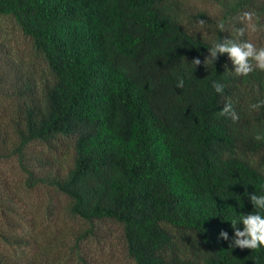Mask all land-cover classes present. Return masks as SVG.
<instances>
[{"label": "trees", "instance_id": "obj_1", "mask_svg": "<svg viewBox=\"0 0 264 264\" xmlns=\"http://www.w3.org/2000/svg\"><path fill=\"white\" fill-rule=\"evenodd\" d=\"M206 1L219 13L194 14L202 32L186 0H0L28 41H0V162L14 159L23 190L66 199L79 227L56 230L76 264H90L83 243L115 244L106 224L132 264H264V247L231 246L258 211L250 197L264 196V104L250 107L264 101V71L237 75L227 53L204 64L226 40L264 48V0ZM229 102L236 121L221 115ZM33 225L0 186V264H21L3 250L31 248ZM43 248L25 264H58L60 248Z\"/></svg>", "mask_w": 264, "mask_h": 264}, {"label": "rangeland", "instance_id": "obj_2", "mask_svg": "<svg viewBox=\"0 0 264 264\" xmlns=\"http://www.w3.org/2000/svg\"><path fill=\"white\" fill-rule=\"evenodd\" d=\"M199 11L206 12L211 17H215L219 13V8L211 1L186 0L184 18L188 23L195 25L193 27L196 29L197 21L194 14ZM205 30V28L199 29L202 32ZM0 41L18 49H24L28 44L27 39L22 35L20 30L7 18H0ZM19 180H21V174H19V169L14 159H3L0 162V186L3 189H9V191L12 190V195L17 200L18 205L21 206V209L27 211L29 217L33 219V233L30 226H23L22 233L25 235L32 233V237L36 238V242L27 250L17 249L16 251L12 249L7 250L6 248L3 252L12 258V260L14 259L18 263L25 264L35 256V252L38 257V250L42 251L43 247L54 248L56 245L60 248L58 251L59 257L52 258L53 261H57L58 264H76L75 261L71 260L67 248L63 245L72 243L68 232L63 233L61 230H56L58 227L70 230L79 227V223L71 219L65 211L66 199L55 195L51 189L46 188L25 191L22 189ZM117 230V226L107 224L103 225L101 230V234L109 239L112 238L115 244H109L103 238L99 241L90 240L82 244L81 254L87 257L90 264H132L123 257ZM70 232L73 234L72 231ZM109 232L114 233L109 234ZM55 234L57 235L54 242L52 241L49 245H46L47 240L49 239L48 241H50ZM57 242H60V245L55 244ZM51 256H53L52 253Z\"/></svg>", "mask_w": 264, "mask_h": 264}, {"label": "clouds", "instance_id": "obj_3", "mask_svg": "<svg viewBox=\"0 0 264 264\" xmlns=\"http://www.w3.org/2000/svg\"><path fill=\"white\" fill-rule=\"evenodd\" d=\"M253 13L245 12L243 13L242 19L244 21H252ZM197 29H203L205 27L204 20H198L196 22ZM217 27L220 30H223L224 23L221 21ZM248 28L250 30H255L254 24H249ZM244 29H238L237 35H242ZM211 59H206L204 64L212 63V59H214L217 53H227L232 62L237 66L235 72L237 75L248 76L254 70L259 69L264 71V48H260L259 50L255 47V45L251 42L245 41L241 44L232 43L231 41H224L223 43H215L213 47L210 49ZM255 62V68L252 66V62ZM201 61L199 59H193L192 65L193 67L199 65ZM216 92L222 93L223 86L220 84L213 85ZM177 87H183V81H179ZM264 101H261L257 104L251 105L252 109L259 108ZM221 115L231 116L233 121L238 120V116L234 114L233 107L231 102L227 103L225 107L221 111ZM256 140L264 139L261 135L257 134L255 136ZM252 203L256 206L257 210L253 214H249L246 216H241L239 219L243 224V231L237 230L235 232V241L232 247H239L240 249H251L256 250L259 247H264V215L261 214V210H264V196L257 197L253 195L250 197ZM237 223V219H233L231 221L232 226L235 228ZM221 236L226 240L227 233L222 232Z\"/></svg>", "mask_w": 264, "mask_h": 264}]
</instances>
